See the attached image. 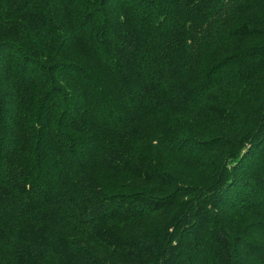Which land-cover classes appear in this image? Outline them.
<instances>
[{"label":"trees","instance_id":"16d2710c","mask_svg":"<svg viewBox=\"0 0 264 264\" xmlns=\"http://www.w3.org/2000/svg\"><path fill=\"white\" fill-rule=\"evenodd\" d=\"M0 264H264V0H0Z\"/></svg>","mask_w":264,"mask_h":264}]
</instances>
